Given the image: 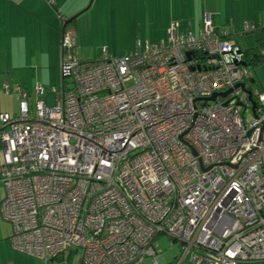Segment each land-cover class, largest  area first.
Instances as JSON below:
<instances>
[{
    "label": "built area",
    "instance_id": "obj_1",
    "mask_svg": "<svg viewBox=\"0 0 264 264\" xmlns=\"http://www.w3.org/2000/svg\"><path fill=\"white\" fill-rule=\"evenodd\" d=\"M76 48L63 34L72 90L60 105L19 90L17 117H0L13 251L43 264L68 253L145 264L165 237L176 264H264V91H251L239 48L209 16L198 38L174 23L166 41L122 57L84 62Z\"/></svg>",
    "mask_w": 264,
    "mask_h": 264
},
{
    "label": "crops",
    "instance_id": "obj_2",
    "mask_svg": "<svg viewBox=\"0 0 264 264\" xmlns=\"http://www.w3.org/2000/svg\"><path fill=\"white\" fill-rule=\"evenodd\" d=\"M85 1L88 2V0H55L53 7L43 0H0V117L8 115L15 118L18 115L20 102L17 91L19 90L28 94L32 104L40 101L46 105L47 102L43 101L45 93L53 94L51 92L53 89L61 90L56 95L53 94L56 106L61 104L64 86L61 76L60 43L63 37L64 22L70 24L72 19L70 15L66 14V10L77 11L78 6ZM181 3L188 6V0H181ZM203 7L206 9L201 12L203 15H201L200 26L208 16L213 21V10L222 8L228 12L229 18L231 17L230 24L232 23L234 26L235 20H238L237 25L241 27L244 26V23L264 27V0H215V4L203 5ZM248 9L249 11L252 9L251 17L241 18L247 14ZM236 12L239 16L236 15ZM240 22L242 23L240 24ZM68 32L75 37L78 49L77 29L70 28ZM166 40L167 35L158 43ZM139 42L143 48L147 43H150L147 42L144 45L141 41ZM107 54L109 55L108 52ZM60 79L61 85L58 88ZM49 85L54 88L47 89ZM37 87L43 91L40 97L34 94ZM7 89L10 90V94H6ZM2 164L3 146L0 142V168ZM5 196L6 192L0 176V264H23V256L15 253L12 248V226L3 220L1 215V205ZM177 246L179 248V245ZM156 256V262L151 259L147 260H151L153 264H172L178 258L177 255L168 261L163 258L161 253H156Z\"/></svg>",
    "mask_w": 264,
    "mask_h": 264
},
{
    "label": "rangeland",
    "instance_id": "obj_3",
    "mask_svg": "<svg viewBox=\"0 0 264 264\" xmlns=\"http://www.w3.org/2000/svg\"><path fill=\"white\" fill-rule=\"evenodd\" d=\"M213 3L215 4V0H188L186 7L181 3V0H88V2L85 1L79 5L77 11L66 10V14L72 17L71 20L79 16L75 21V27H73L77 29L79 42L77 57L81 61H94L99 59L104 52H108L110 57L131 54L137 50L139 41L144 45L147 42L157 44L160 39L166 38L171 21L183 23L184 20H190L193 27L199 28L201 15H203L201 12L206 9L203 5ZM251 10L248 9L247 14L241 18L251 17ZM213 11L215 30L220 29L221 33L230 32L231 17L229 18L228 12L222 8ZM76 13L78 14L76 15ZM236 15L239 16L237 12ZM234 23L236 28L240 29V26L237 25L238 20H235ZM65 24L67 23L65 22ZM263 39L262 31L257 30L239 41L243 49H248L256 46V43ZM262 56L264 57V50ZM255 74L257 83H261L264 87V64L255 69ZM67 83L68 88L72 87L71 80H67ZM60 85L61 79L57 85L58 88ZM126 86L130 88L133 83L130 82ZM47 87H49L47 89L54 88L52 85ZM45 94L43 101L47 102V106L49 108L56 107L55 95L48 92ZM154 249L157 254L161 253L163 258L168 261L180 254L178 246L173 245L168 238H160L154 245ZM22 261L23 264H43L25 257H22ZM56 264H81V253L79 255L73 254V256L68 253L62 261ZM146 264L153 263L151 260H147Z\"/></svg>",
    "mask_w": 264,
    "mask_h": 264
},
{
    "label": "trees",
    "instance_id": "obj_4",
    "mask_svg": "<svg viewBox=\"0 0 264 264\" xmlns=\"http://www.w3.org/2000/svg\"><path fill=\"white\" fill-rule=\"evenodd\" d=\"M54 4L55 2L52 4L53 7H54ZM58 10V9H56ZM71 21V20H70ZM212 22V26H213V21L211 20ZM75 21L70 23V24H64L65 28H63V34L67 33L70 28H73L75 27ZM174 23H179L181 25V30L184 31V34H191L193 35L195 38H198L199 36V33L202 31L203 29V24L204 22L202 23L201 26H199V28H195L191 25V21L189 20H184V22H178V21H173L170 26ZM233 24L231 23L230 26H232ZM253 25V24H251ZM169 26V27H170ZM229 26V29H230V32H224V33H221L220 29H216L213 27V32H214V35L219 38L222 42H226V43H232L235 47L239 48V50L241 51L242 55H243V62H244V66L246 67V69L249 71V73L252 75V78H253V82H255L254 84V87H250L251 91L252 92H255V91H264V87L261 83H257V78H256V74H255V69L259 66V65H263L264 64V57L262 56V51L264 50V39L261 40V41H258L256 43V46H253V47H250L248 49H243V46L241 44V42L239 40H243L244 38H246L247 36L249 35H252L254 32H256L257 30H261L263 35H264V27H258V26H255L253 25L256 30L254 32H249V33H243V26L241 27L240 26V29H237L236 26L233 25V28L232 29L231 27ZM169 30V28H168ZM232 30L234 31V34H232ZM163 42V41H162ZM152 44V43H151ZM158 44V43H157ZM155 45V44H153ZM77 50V48H76ZM75 57L78 59V57L76 56V51L74 53ZM204 56L202 55L201 57L199 56L198 58L199 59H202ZM80 60V59H78ZM96 61V60H94ZM91 62V61H90ZM252 82V83H253ZM63 92L64 93H67L69 91L72 90V87L71 88H68V83H67V80H64L63 79ZM17 117V116H16ZM27 258V257H25ZM28 259H32V258H28ZM64 258L61 257L59 258L58 260L55 261V264L59 261H62ZM35 260V259H33ZM38 261V260H36ZM177 261V260H176ZM39 262V261H38ZM172 264H176V262L172 263Z\"/></svg>",
    "mask_w": 264,
    "mask_h": 264
},
{
    "label": "water",
    "instance_id": "obj_5",
    "mask_svg": "<svg viewBox=\"0 0 264 264\" xmlns=\"http://www.w3.org/2000/svg\"><path fill=\"white\" fill-rule=\"evenodd\" d=\"M93 1H94V0H93ZM92 3H93V2H92ZM78 18H79V16H76L75 18H73V20L70 21V23L76 21ZM188 58H190V56H188ZM252 84L254 85L255 82H253ZM228 94H229V93L224 94V95H222L221 97H226ZM216 98H217L216 96L213 97L212 99L209 100V102H214V101L216 100ZM249 99H250V101H252V96H251V95H250ZM184 144H185L186 147H188V148L192 151V153H193L195 156H197L196 151H195L190 145H188V144H186V143H184ZM51 264H53V262H51Z\"/></svg>",
    "mask_w": 264,
    "mask_h": 264
}]
</instances>
